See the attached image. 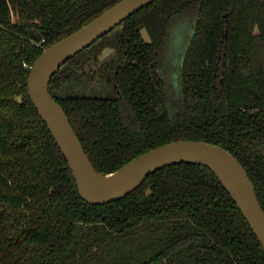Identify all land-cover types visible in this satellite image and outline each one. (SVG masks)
<instances>
[{"label":"trees","instance_id":"trees-1","mask_svg":"<svg viewBox=\"0 0 264 264\" xmlns=\"http://www.w3.org/2000/svg\"><path fill=\"white\" fill-rule=\"evenodd\" d=\"M119 1L0 0V264H264L204 166L161 168L108 204L80 198L28 74L44 49ZM94 82L109 94L69 92ZM49 92L97 172L202 141L243 166L264 210V0H154L67 60Z\"/></svg>","mask_w":264,"mask_h":264},{"label":"water","instance_id":"water-1","mask_svg":"<svg viewBox=\"0 0 264 264\" xmlns=\"http://www.w3.org/2000/svg\"><path fill=\"white\" fill-rule=\"evenodd\" d=\"M154 0H120L97 18L44 49L30 67L27 93L64 156L80 198L90 205L117 201L139 187L148 175L176 164L208 168L234 201L264 250V210L243 166L225 149L182 140L151 149L111 174L97 172L69 119L52 98L49 84L62 65ZM20 102V98L16 99Z\"/></svg>","mask_w":264,"mask_h":264},{"label":"rangeland","instance_id":"rangeland-1","mask_svg":"<svg viewBox=\"0 0 264 264\" xmlns=\"http://www.w3.org/2000/svg\"><path fill=\"white\" fill-rule=\"evenodd\" d=\"M142 36L146 41L149 40L145 31H142ZM113 56L114 55H113L112 51L107 50L103 54L101 61L107 60ZM100 87L101 86L99 84L94 82V83H89L85 86H83V85L78 86V87H76L77 89L72 87V88H70L69 92L71 95H75V96H78V95H85V96H89V97H96V96H101V95L107 96L109 94L108 91L105 90L104 93H101V92H103V90Z\"/></svg>","mask_w":264,"mask_h":264}]
</instances>
